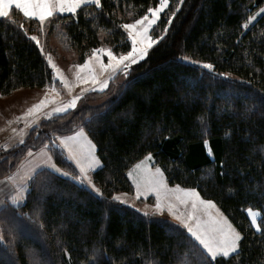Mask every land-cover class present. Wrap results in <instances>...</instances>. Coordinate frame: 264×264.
I'll list each match as a JSON object with an SVG mask.
<instances>
[{
	"label": "trees",
	"instance_id": "obj_1",
	"mask_svg": "<svg viewBox=\"0 0 264 264\" xmlns=\"http://www.w3.org/2000/svg\"><path fill=\"white\" fill-rule=\"evenodd\" d=\"M170 1L181 3L170 25L162 17L167 31L147 57L120 86L91 93H108L106 102L43 122L0 154V179L47 145L73 174L44 168L30 180L24 203L0 210V264H204L210 257L183 226L112 199L134 193L127 173L149 154L171 186L197 189L238 229L239 252L217 257L219 264H264V14L250 19L264 0ZM158 5L100 0V7L53 18L83 60L101 45V31L115 52L130 50L118 15L128 10L137 18ZM39 29V20L15 7L0 17V96L54 83L32 39ZM79 128L96 145L102 165L92 178L102 196L75 181L76 167L54 145L56 135ZM250 208L261 213L259 232Z\"/></svg>",
	"mask_w": 264,
	"mask_h": 264
},
{
	"label": "snow or ice",
	"instance_id": "obj_2",
	"mask_svg": "<svg viewBox=\"0 0 264 264\" xmlns=\"http://www.w3.org/2000/svg\"><path fill=\"white\" fill-rule=\"evenodd\" d=\"M83 3H85V0H0V17H9L11 9L15 6V8L22 10L26 17H35L43 22L56 12L75 13ZM95 3L99 4L100 0H95ZM168 4L169 0H159L157 7L149 8L145 15L140 16L132 23L123 24L122 28L127 31V36L131 42L130 50L117 53L112 48L98 47L94 49L93 55L88 56L83 64L76 66L80 69L76 73V80L85 84L89 82L92 85L99 84L100 90H102L108 86V80H98L97 77L100 73L108 71L111 76L117 72H123L127 75L131 66L147 57L149 49L162 38L160 36L154 38L150 32L159 21L161 12ZM172 15L174 16L175 13ZM250 19L255 20V17H250ZM168 24H171V17L168 19ZM245 27H247V24H245ZM32 39L39 44L37 37L33 36ZM104 56L107 57V63L103 61ZM48 60L51 68L55 71V76L71 92L72 83L65 76L62 69L52 61L51 54L48 55ZM204 67L211 70L214 65L207 63ZM221 75L227 76V74ZM80 98V96H73L68 103L55 108L54 111L65 113L69 109H76L77 101ZM51 99L54 100L55 97ZM49 102L50 98L45 95L43 100L33 105L32 109H29V113H32L33 109L36 111L41 110ZM52 139L53 137L50 136L49 140ZM59 140L69 159L79 166L81 174L86 175L88 169L99 164V159L94 153L96 145L88 139V135L83 128L71 135H61ZM149 158H151V154H149ZM48 159L50 160L51 156ZM44 163H47V161H44ZM142 164L143 171L141 175L134 177L137 199L146 192L154 193L156 197L155 209L163 211L164 207H167L174 215H176L174 209L177 207L190 208V211L181 213L177 218L182 220L187 233L191 234V237L198 242L199 246L210 257V259L204 261V264H219V261L216 260L218 256L228 257L230 253L239 248L241 234L233 227L228 218L220 213L212 200L203 199L195 188H181L179 185L170 188L160 168L157 167L153 170L148 167L146 162H142ZM136 167L140 168L141 165ZM129 175L132 176L133 174L129 173ZM91 187L97 194L103 195L101 189L94 183L91 184ZM112 199L123 204H129V200L122 199L119 194L112 197ZM131 206L135 207V205ZM253 220H255V216H253Z\"/></svg>",
	"mask_w": 264,
	"mask_h": 264
},
{
	"label": "rangeland",
	"instance_id": "obj_3",
	"mask_svg": "<svg viewBox=\"0 0 264 264\" xmlns=\"http://www.w3.org/2000/svg\"><path fill=\"white\" fill-rule=\"evenodd\" d=\"M180 1H182V0H180ZM180 3L181 2L173 3L171 5V1L169 0L168 6L166 8H164L160 14L159 21L151 29L150 34L154 38L158 37V36L162 37V35L165 33L162 30L161 26L159 25L162 17L167 21H168L169 17H171V20H172V18L174 17L172 14L177 12ZM89 4H95V6L100 7V3L96 4L95 0H91V2ZM82 6H84V5H82ZM82 6H80L77 9V11ZM17 10L20 11L21 13H23L20 9H17ZM262 10H264V7L259 8V11H257L255 13V15H254L255 19L257 17L261 16L262 14H264V11H262ZM10 13H11V11H10ZM56 14L57 13H55L52 17L46 18L43 22H41L38 18L33 17L34 19L39 20V24H40L39 31L34 33L33 36L37 37V39L39 40V44H37V43L36 44L39 46L40 50L43 49V51H41V52L43 53L44 57L46 58L49 66H50V63L48 60V55L51 54L52 61H54L62 69L65 76L72 83V85H73L72 90L70 92L68 90V88L64 86L63 82H61L55 76V71L53 70L54 83L52 85H48L44 88H22V89H19V90L12 92L8 96H0V113L4 111L7 113V115L9 114V118H11L10 123L8 125L4 124L0 121V134H3V133L5 135L6 134L8 135L9 133L11 134V132L13 131V126H15V125H16L17 130H22V133L15 135V137H13L9 142L6 143L7 147H6V145L3 144V143H5V141H3V140L0 141V154L5 155L6 152L8 150H10L13 146L20 144V143H23L29 137L30 132L32 131V129L34 127H39V126H41V124L43 122H50L51 120L54 119V117H56L60 114H63V113L55 112L54 109L57 107H61L63 104L68 103L73 96H80L81 98L77 101L76 109H69L66 112L76 111L82 105H85V104H88L91 106H100L101 104L106 102V100H108L111 95H109L107 93V94L99 97V96H95L96 94L93 95L91 93L92 92H105L108 89L109 85L114 87L118 84V86H120L125 81V79L127 78L128 74L125 75L123 72H117L111 76H110L108 71L100 73L97 77L98 80H103V79L108 80V86L102 90H100L99 84L92 85L91 82L85 84L83 82L77 81L76 80V73L78 71H80V69L77 68L76 66L79 64H83L87 60L88 56L93 55L94 50L91 53H89L82 60L81 59V53L78 52L75 48H73L70 45V42H69L67 36L65 35V33L63 31L62 23L57 22V19L53 18V17H55ZM69 14H72V13H69ZM118 16L122 20L123 24L132 23L134 20L140 18V17L136 18L135 15H133L132 12H130L128 10L122 12ZM27 18H30V17H27ZM33 27H36V25H33ZM124 31L126 32V35H127V31L125 29H124ZM108 37H109L108 32L101 31L99 33V39L101 41V45L99 47H104L106 49L112 48V46L109 44V38ZM127 38H128V36H127ZM149 51H150V49H149ZM145 58L141 59L140 61L144 60ZM103 61H104V63H107V57L106 56L103 57ZM134 65L135 64H133L131 66V68ZM131 68H130V70H131ZM17 91H19V92L16 93ZM45 95H47L50 98V102L45 107H43L41 110L36 111L35 109H33L32 113H29V109H32L33 105H35V104L39 103L41 100H43L45 98ZM52 97H55V99L52 100L51 99ZM80 129L81 128H79L77 130L79 131ZM59 136L60 135H56L55 141H54V145L58 146V147H59V145H58L59 139H57V137H59ZM88 139L91 140L89 137H88ZM44 147H48V145L44 146ZM147 158H149V155L146 156L145 158H143L139 163L137 162L135 165H133L129 169V171L132 169V171H130V172H133L134 177H139L141 175V173L143 171L142 162H146L148 167L152 168L153 170H155L154 166H155V168L158 167L155 164H153L154 160L152 163L153 165L152 164L150 165V163L148 161L149 159H147ZM151 158L153 159L152 156H151ZM73 165H74V163H73ZM137 165H141V167L137 168L136 167ZM55 167L57 168L56 170L58 171V173L62 172V173H65L67 175L69 174V175L73 176V174L71 172H69L67 170L65 171L64 169H61L57 165H55ZM158 168H160V167H158ZM76 169H77V167H76ZM127 175L129 176L128 173H127ZM75 177L79 178L78 169H77V176H75ZM165 177H166V175H165ZM90 178H91V180H93L91 175L89 176L88 174H86V175L82 174V183L88 185ZM166 181L168 183L167 177H166ZM130 182H131V180H130ZM93 183L97 186V184L94 181H93ZM91 184H92V182H91ZM131 185L134 187V193H132V194L118 193L119 195H121L122 199H128L129 200V204H126V205H130V206L135 205V208L139 209L140 211H142L144 213H150V214L156 213V214H159L163 217H167V218L171 219L172 221H174V222H176V223H178L184 227L182 220L178 219L177 216L174 215L173 212H170L167 207H164L163 211H157L154 207V204L156 203V199H154V197L151 195L147 196L146 194L148 192L144 193L143 195L140 196L139 199H137L135 186L132 182H131ZM90 189L93 190L92 188H90ZM28 191H29V184H27L25 186L24 190L21 193L22 200L20 199L19 196H17L16 201L14 202L13 205L24 203ZM141 200H143V201H141ZM213 203L215 204L216 208L219 209L220 213L223 216L228 218V216L225 215L221 211L219 206L214 201H213ZM187 211H190V208L187 209ZM247 214L249 216V219H250L254 229L259 232L260 231L259 220L261 217V213L258 210H254V209L250 208L247 210ZM253 216H255V220H253ZM228 220L230 221L229 218H228ZM232 225H233V223H232ZM233 227L238 231V229L234 225H233ZM239 243H240V241H239ZM237 252H239V248L236 249L234 252L230 253L229 256H231Z\"/></svg>",
	"mask_w": 264,
	"mask_h": 264
},
{
	"label": "crops",
	"instance_id": "obj_4",
	"mask_svg": "<svg viewBox=\"0 0 264 264\" xmlns=\"http://www.w3.org/2000/svg\"><path fill=\"white\" fill-rule=\"evenodd\" d=\"M90 2H91V0H85V3H83L82 5H87ZM13 7H15V6H13ZM56 13H60V12H56ZM69 13H72V12H64V13H60V14H69ZM18 92L19 91H17L16 93H18ZM10 120H11V118H9V114L7 115V113L4 112V111L0 113V121L2 123L8 125L10 123ZM20 133H22V130H17L16 125H15V126H13V131L11 132V134L10 133L8 135L7 134L5 135L4 133L3 134H0V141H2V140L5 141V143H3V144L6 145V147H7V144L6 143L9 142L13 137H15V135H18ZM73 133H71V134H73ZM71 134H67V135H71ZM59 137H57V139H59ZM88 137L90 138L89 135H88ZM91 141H92L93 144H95L92 139H91ZM58 145L65 152L66 156L69 158L66 150H64L62 148L61 141L60 140H58ZM94 153L97 156V158L99 159V164L95 165L91 169H88L87 174L89 176L90 175L92 176V173L95 172L96 170H98L101 167V165H102L101 160H100V158L97 155L96 147L94 149ZM49 156H51V159L50 160L48 159ZM147 159H149L148 161H149V163L151 165L153 163V159L152 158H147ZM44 161H47V163H44ZM70 161L72 163H74V165L77 167L78 172H79V178H76L75 177L74 178L75 181L78 182L79 184H83V185H85V186H87L89 188H92L91 187V183H88V185L82 183V174L79 171V166L76 165L74 161H72V160H70ZM53 165H57V164L55 163V160H54V158H53V156L51 154V151H50V149L48 147H42V148L37 149V150H31V151H29L27 153V155L23 158V160L20 162V164L18 165L17 169L11 175H9V176H7V177H5L3 179H0V210L6 204H8V203L9 204H14V202L16 201L17 196H19L20 199L22 200V196H21L22 191L24 190L25 186L27 184H29L30 180L40 170H42L44 168H49V169L53 170L54 172L58 173V171L56 170L57 168L56 167H53ZM154 169H155V166H154ZM130 171H132V169ZM130 171L128 172V174L129 173H132L133 174V172H130ZM161 172L163 173V175L165 177V173L162 171V169H161ZM58 174H60L62 176H65V177H67V176L68 177H71V175H69V174L67 175V174L62 173V172L61 173H58ZM128 177H129V179L131 180V182L135 186V183H134V174L132 176L129 175ZM165 180H166V177H165ZM89 182H92L93 183V180H91V178H90L89 179ZM166 183H167V181H166ZM168 186L170 188H175L176 187V186H170L169 184H168ZM146 195L147 196L148 195H151V196L154 197V199H156L154 193L148 192ZM185 211H187V209H184L182 206L177 207V208L174 209V212L176 213V216L177 217L181 213H183Z\"/></svg>",
	"mask_w": 264,
	"mask_h": 264
}]
</instances>
